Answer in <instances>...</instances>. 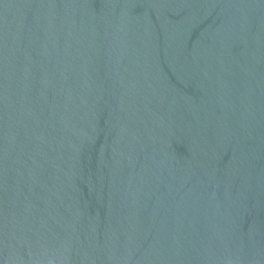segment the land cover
Wrapping results in <instances>:
<instances>
[{"label": "water", "instance_id": "obj_1", "mask_svg": "<svg viewBox=\"0 0 264 264\" xmlns=\"http://www.w3.org/2000/svg\"><path fill=\"white\" fill-rule=\"evenodd\" d=\"M0 264H264V0H0Z\"/></svg>", "mask_w": 264, "mask_h": 264}]
</instances>
